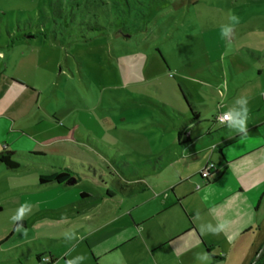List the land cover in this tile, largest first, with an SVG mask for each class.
<instances>
[{
    "label": "rangeland",
    "instance_id": "rangeland-1",
    "mask_svg": "<svg viewBox=\"0 0 264 264\" xmlns=\"http://www.w3.org/2000/svg\"><path fill=\"white\" fill-rule=\"evenodd\" d=\"M229 12L240 24L225 56L220 27ZM0 52V65L9 61L0 80L23 76L18 82L35 100L31 115L0 120V151L35 152L55 164L14 156L19 172L0 165V251L7 252L0 264H34L42 252L62 264L122 229L129 222L122 211L141 198L120 199L108 187L122 181L118 172L158 188L216 163L212 147L181 146L178 135L193 142L219 132L226 123L215 119L238 97H248V130L264 120V0H0ZM63 166L78 182L19 191ZM190 183L198 177L183 185ZM24 204L27 236L10 221ZM65 232L77 239L65 240ZM14 249L23 251L17 259Z\"/></svg>",
    "mask_w": 264,
    "mask_h": 264
},
{
    "label": "crops",
    "instance_id": "crops-1",
    "mask_svg": "<svg viewBox=\"0 0 264 264\" xmlns=\"http://www.w3.org/2000/svg\"><path fill=\"white\" fill-rule=\"evenodd\" d=\"M6 63L0 67L7 69L9 61ZM22 77L2 75L0 120L9 123V118L17 121L32 114L35 100L31 94L34 91L18 82ZM254 125L247 136L236 133L228 137L233 131L225 126L224 131L208 132L193 142L188 137V143L183 145L198 144L203 151L212 147V154L217 157V162H213L216 170L212 171L209 182L202 180L198 174L193 176L198 177L196 187L193 183L183 185L193 177L179 173L177 179L172 178L158 188L143 182V176L120 175L122 181L114 182L117 188H109L120 199L141 198L122 211L121 217L126 216L128 224L110 237L100 238L93 245L86 244V252L73 253V250L68 259L85 255L82 264H262L257 262L264 254V120ZM258 130L261 136L250 137ZM223 136L224 139H221ZM3 149L10 150L7 146ZM155 171L153 168L152 172ZM4 173L15 172L4 168ZM134 179L137 184L131 187L132 184L126 181ZM36 185L20 188L19 191L40 192L66 186L37 188ZM225 220L230 224L218 235L200 230L202 225L211 224L214 227ZM22 222L26 226V222ZM63 242L47 240L52 246ZM135 242L138 246L131 248ZM12 251L16 259L19 258L18 253H23L21 249ZM6 253L0 251V263ZM205 253L209 256L208 260L197 258L198 254ZM9 256L8 259L11 258ZM45 256L52 259V264H60V261L53 260L50 252L35 254L34 264H37V258ZM65 260L63 257L62 264Z\"/></svg>",
    "mask_w": 264,
    "mask_h": 264
},
{
    "label": "clouds",
    "instance_id": "clouds-1",
    "mask_svg": "<svg viewBox=\"0 0 264 264\" xmlns=\"http://www.w3.org/2000/svg\"><path fill=\"white\" fill-rule=\"evenodd\" d=\"M228 23L221 25L220 27V36L221 39L225 41V52L224 55L227 56L232 51V40L235 37V29L240 24V18L236 14L229 12L228 14ZM4 53L0 52V59H3ZM248 97L247 96H240L238 97L234 105L229 108V110L222 114L219 118L220 123L224 124L226 122V126L236 133L247 136L248 128H247V120H248ZM207 199V197H205ZM30 205L24 204L21 205L19 209L15 212L14 215L10 217V221L15 225L14 231L17 233H21L24 236H27V230L23 228L22 221L24 216L30 211ZM66 222V217L62 218ZM230 224V221H222L217 223L214 227L211 224L202 225L200 230L201 232H210L213 235H218L221 232L225 231ZM207 229V231L205 230ZM64 238L67 241H72L77 239L75 233L72 232H65ZM198 259L201 260H208L209 256L207 253L205 254H198ZM48 257H44V264H48ZM86 259L85 255H77L71 259L65 260V264H82V262Z\"/></svg>",
    "mask_w": 264,
    "mask_h": 264
},
{
    "label": "trees",
    "instance_id": "trees-1",
    "mask_svg": "<svg viewBox=\"0 0 264 264\" xmlns=\"http://www.w3.org/2000/svg\"><path fill=\"white\" fill-rule=\"evenodd\" d=\"M94 30V28L92 29ZM98 30V27H97ZM193 118L196 119L198 117L197 114H192ZM226 129V127L222 128L221 131H224ZM220 132V131H219ZM182 136H186V141L185 142H181V137ZM179 137V145H183V144H187L188 143V135L185 131H181L178 135ZM14 156H18L20 158L26 159V161H29L30 163H45L47 162L50 166H55V164H53L51 161H48V159L46 158L45 155L43 154H39V153H34V152H18V153H12L10 151H6L5 149H3L0 153V164L5 168L6 171L8 172H17L19 170H21L20 165L15 162L13 160ZM45 160V161H43ZM118 174L120 175H124V176H129L131 177V175L126 174V172L120 171L118 172ZM105 175L100 174L97 178V183L99 185H104V177ZM198 176L202 179L200 172L198 173ZM211 178L209 179H202L205 182H209ZM78 178L73 174V172L71 170H69V168L67 166H63L61 167V170L59 172H54L51 173L49 175H40L38 177V181H37V188H45L47 186H62V185H69L70 182L76 183L78 182ZM108 187H116V184L114 182H110L108 184ZM86 194L85 193H81L80 194V201L82 202L84 199H86ZM1 211V208H0ZM23 226H25L24 222H21ZM15 228V225H14ZM43 258V257H42ZM48 264H52L53 261L50 257H48ZM41 258H37V264L40 261ZM257 263H264V254L260 255L259 260Z\"/></svg>",
    "mask_w": 264,
    "mask_h": 264
},
{
    "label": "built area",
    "instance_id": "built-area-1",
    "mask_svg": "<svg viewBox=\"0 0 264 264\" xmlns=\"http://www.w3.org/2000/svg\"><path fill=\"white\" fill-rule=\"evenodd\" d=\"M222 115L218 116L215 121L216 122H220V117ZM226 123V122H225ZM216 170V166L214 163H209L207 167H205L201 172H200V175L202 177V179H209L212 177V171ZM199 188V187H197ZM44 258V257H43ZM43 258L40 259V261L38 262V264H44V260Z\"/></svg>",
    "mask_w": 264,
    "mask_h": 264
},
{
    "label": "water",
    "instance_id": "water-1",
    "mask_svg": "<svg viewBox=\"0 0 264 264\" xmlns=\"http://www.w3.org/2000/svg\"><path fill=\"white\" fill-rule=\"evenodd\" d=\"M72 184H74V181L69 183V185H72Z\"/></svg>",
    "mask_w": 264,
    "mask_h": 264
}]
</instances>
